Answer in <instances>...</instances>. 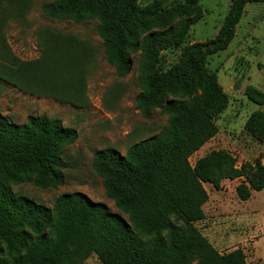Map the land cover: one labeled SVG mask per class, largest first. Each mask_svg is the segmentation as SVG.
Segmentation results:
<instances>
[{
    "label": "trees",
    "instance_id": "1",
    "mask_svg": "<svg viewBox=\"0 0 264 264\" xmlns=\"http://www.w3.org/2000/svg\"><path fill=\"white\" fill-rule=\"evenodd\" d=\"M199 1L169 10L140 8L138 0H56L44 7L52 18H96L107 61L121 78L132 72L139 53L137 109L147 118L161 109L169 125L125 156L113 149L94 155L93 168L108 197L129 214L127 222L80 193L61 196L52 209L17 198L13 183L33 181L42 189L63 183L62 148L76 141L77 132L47 117L15 125L0 113V264H85L94 254L101 264H248L242 249L220 253L195 225L206 217V184L221 191L223 181L241 179L236 193L243 202L264 190L261 158L240 167L225 150L195 165L191 158L216 136L215 121L229 104L208 58L234 41L246 6L264 0H228L216 38L183 49L178 64L161 71V54L181 47L204 18ZM56 90L49 88L63 96L65 88ZM247 96L264 105V92L249 87ZM246 130L264 143L263 111L250 116Z\"/></svg>",
    "mask_w": 264,
    "mask_h": 264
},
{
    "label": "rangeland",
    "instance_id": "2",
    "mask_svg": "<svg viewBox=\"0 0 264 264\" xmlns=\"http://www.w3.org/2000/svg\"><path fill=\"white\" fill-rule=\"evenodd\" d=\"M55 2L0 0V113L15 125H25L29 117H47L77 132L76 141L62 148L61 185L42 189L25 181L11 184V191L49 209L63 195L84 194L130 222L129 214L108 197L104 180L93 168L94 155L113 149L125 156L134 145L165 131L170 117L157 109L147 118L137 109L143 91L139 53L133 56L132 72L117 76L105 55L99 21L52 18L44 7ZM184 2L138 0V5L157 4L169 10ZM199 4L204 18L191 28L181 47L161 54V71L178 64L183 49L216 38L231 6L228 0H200ZM207 66L217 75L229 104L215 121L216 136L191 158V164L225 150L236 158L238 167L258 158L264 165V143L246 130L250 116L264 112V105L247 96L249 87L264 92V4L246 6L234 41L209 57ZM50 87L65 88L63 96L51 94ZM242 182L225 180L221 191L206 184V217L195 226L220 253L242 249L248 264H264V190L243 202L236 193ZM85 264L101 262L94 254Z\"/></svg>",
    "mask_w": 264,
    "mask_h": 264
},
{
    "label": "crops",
    "instance_id": "3",
    "mask_svg": "<svg viewBox=\"0 0 264 264\" xmlns=\"http://www.w3.org/2000/svg\"><path fill=\"white\" fill-rule=\"evenodd\" d=\"M223 184V183H222ZM223 186V185H222Z\"/></svg>",
    "mask_w": 264,
    "mask_h": 264
}]
</instances>
